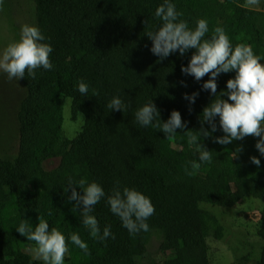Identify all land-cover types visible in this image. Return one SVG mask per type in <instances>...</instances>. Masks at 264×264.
I'll use <instances>...</instances> for the list:
<instances>
[{"label": "trees", "instance_id": "1", "mask_svg": "<svg viewBox=\"0 0 264 264\" xmlns=\"http://www.w3.org/2000/svg\"><path fill=\"white\" fill-rule=\"evenodd\" d=\"M33 2L36 26L53 49L49 55L53 67L36 69L35 79L27 71L21 78L27 94L19 111L18 154L13 162L0 157V264H42L25 250L35 242L16 229L27 221L34 230L38 218L49 223V230L56 228L65 236L69 264H136L154 230L162 233L161 249L174 252L171 264H209L206 238L220 239L223 227L201 204L233 208L248 195L264 200V155L255 147L258 138L249 136L226 146L214 142V137L224 134L217 117V131L202 141L213 156L210 163L199 161L197 144L189 140V134L199 132L203 108L221 98L235 72L220 74L218 92L212 97L202 89L209 75L196 81L181 71L194 49L183 56L174 52L163 60L150 51L152 41L145 34L162 25L155 11L165 0ZM168 2L182 13L179 19L189 28L205 19L208 38L222 27L233 47L250 45L264 64V7L261 11L245 8V0ZM80 82L88 85L86 96L78 90ZM193 92L199 95L190 104L184 95ZM113 97L127 108L110 110L107 105ZM67 98L86 120L72 139L62 129ZM151 100L162 121L178 110L186 129L165 136L153 126H141L135 113ZM204 127L210 126L204 122ZM238 148L242 150L237 152ZM251 156L260 159L259 167ZM53 157L60 159L58 166L44 169L43 162ZM192 162L200 167L194 170ZM70 177L85 180V186L92 182L102 186L105 196L91 214L101 234L110 227L112 235L107 239L91 237L84 226L83 205L74 208L75 201L68 199L71 187L64 190ZM125 187L143 193L154 205L155 212L146 221L149 231L130 233L111 212L108 196ZM73 233L87 243L88 254L71 242ZM257 264H264V247Z\"/></svg>", "mask_w": 264, "mask_h": 264}, {"label": "clouds", "instance_id": "2", "mask_svg": "<svg viewBox=\"0 0 264 264\" xmlns=\"http://www.w3.org/2000/svg\"><path fill=\"white\" fill-rule=\"evenodd\" d=\"M246 4L248 7H255L260 4V0H246ZM3 6L4 0H0V10H3ZM181 15L182 13H179L175 5L168 0L156 8L155 16L163 23L155 32L149 31L145 34L152 41L150 51L159 60H163L174 52L178 51L183 56L188 50L194 49L187 66L182 65L181 71L193 76L196 81L209 75L210 78L202 84V89L209 90L212 97L218 92L217 78L220 74L235 72L234 78L227 80L226 90L221 92V98L215 99L203 108L198 134H189L190 142L197 144L199 161L210 163L213 159L211 151L202 141L217 131V117L219 128L224 134L214 137V142L226 146L245 137H256L258 139L255 147L264 155V64L260 62V57L254 54L250 45L240 43L233 47L222 27H216L213 34L205 38L209 32L205 19L198 20L196 27L191 29L186 21L179 19ZM45 39L38 26L23 25L20 39L9 43L0 52V71L7 73L9 80L14 78L19 80L25 77L26 71L29 77L35 79L36 69L40 67L45 70L52 69L53 64L49 55L53 49L49 43L44 42ZM78 90L86 96L88 85L80 82ZM93 95L98 96V93L93 90ZM198 95L199 92H193L191 95L185 93L184 98L190 104H194ZM107 106L110 110L119 111L127 108L119 97H113ZM135 118L141 126H153L165 136H175L177 129H186L187 123L182 121L178 110H173L167 121H162L160 110L153 100L136 111ZM204 122L210 127L206 129ZM240 150L242 149L238 148L237 152ZM250 160L257 167L260 166L261 161L257 156H251ZM199 167V163L192 162L194 170ZM85 183L83 179L74 181L70 177L64 190L67 192L71 187V196L68 199L75 201L73 207L76 209L83 205L80 213L84 226L89 230L91 237L103 241L112 235L110 227H105L101 234L99 222L91 213L94 206L105 196V192L96 182L87 186ZM76 185L83 189V194L77 192ZM107 203L111 212L120 217L123 226L130 233L149 231V224L146 221L154 214L155 208L150 198L143 193L127 187L122 192L115 189L108 196ZM38 219L39 223L34 230L27 221H21L16 228L17 231L28 241L35 242L36 259L43 260L44 264H64L65 255L69 252L65 236L56 228L49 230V223L45 219ZM70 240L88 254V245L78 234H71Z\"/></svg>", "mask_w": 264, "mask_h": 264}, {"label": "rangeland", "instance_id": "3", "mask_svg": "<svg viewBox=\"0 0 264 264\" xmlns=\"http://www.w3.org/2000/svg\"><path fill=\"white\" fill-rule=\"evenodd\" d=\"M245 8L263 10L264 0L255 7ZM36 26V10L33 0H4L0 10V52L9 43L20 39L23 25ZM27 89L21 78L8 79L7 73L0 71V157L13 162L17 157L20 139L19 111L25 100ZM86 123L85 117L74 108L73 100L67 98L63 107L62 129L72 139L78 135ZM58 157L43 162L46 170L56 168ZM201 208L210 212L223 227V236L216 239L206 238L209 264H257L262 247H264V200L245 196L233 208H223L213 204L202 203ZM162 233L154 230L145 246V252L136 258V264H171L175 261L173 251H163ZM36 245L27 244L25 250L35 258ZM69 253L65 255L64 264H69Z\"/></svg>", "mask_w": 264, "mask_h": 264}]
</instances>
